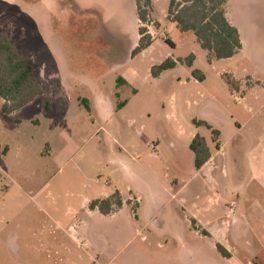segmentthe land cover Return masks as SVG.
Returning a JSON list of instances; mask_svg holds the SVG:
<instances>
[{"label":"rangeland","instance_id":"obj_1","mask_svg":"<svg viewBox=\"0 0 264 264\" xmlns=\"http://www.w3.org/2000/svg\"><path fill=\"white\" fill-rule=\"evenodd\" d=\"M168 5L169 0H152L150 20L142 24L134 0H0V32L28 54L35 76L48 90L11 115L1 112L0 100V264H50L37 242L50 247L52 241L45 233L33 237L37 228H45L36 227L44 215L27 196L49 180L47 191L59 196L67 191L98 196L115 187L123 192L130 187L148 204L152 188L157 190L155 180L161 187L166 175L171 179L178 174L188 188L183 210L171 205L168 227H185L188 210L192 204L202 206L204 197L198 196L206 192L200 178L193 177L189 143L200 134L215 148L210 131L194 126V119L220 132L229 175L222 185L231 189L223 194L218 213L207 219L231 222L225 207L234 201L235 218L250 214L253 226L264 233V0H228L226 13L239 30L242 49L211 64L194 35L179 32L168 21ZM144 25L153 45L131 59L140 39L138 29ZM190 54L195 56L193 69L204 75L202 82L178 63ZM167 59L177 67L152 77L151 68ZM223 74L241 81V88L230 92ZM119 76L131 87L117 88ZM123 101L126 105L117 110ZM47 103L49 117L44 120ZM33 119L40 125L31 124ZM44 142L51 152L40 158L34 152ZM6 145L11 151L4 157ZM16 148L20 149L14 152ZM237 157L243 158L242 167ZM241 176L242 189L236 181ZM110 181L113 185L105 184ZM160 192L170 204V196ZM108 228L90 227L89 234ZM125 240L129 242L119 261L142 264L147 254L160 256L156 237L149 252L128 229L112 244L119 248ZM174 248L170 242L165 254L174 256ZM77 251L83 257L80 264H89L86 254Z\"/></svg>","mask_w":264,"mask_h":264},{"label":"crops","instance_id":"obj_2","mask_svg":"<svg viewBox=\"0 0 264 264\" xmlns=\"http://www.w3.org/2000/svg\"><path fill=\"white\" fill-rule=\"evenodd\" d=\"M171 24L174 25L173 23ZM133 42L131 43L135 46ZM152 45L140 54L149 52ZM131 52L128 56L129 58ZM94 77L92 76V78ZM118 78L126 82L124 87H131L129 81L120 76ZM239 82L241 88V81ZM133 91L135 92V90ZM48 117L49 110L45 113L44 108L42 118L45 120ZM16 122L20 123V120L17 119ZM29 122L33 125H40L38 119H33ZM207 144L211 151L210 160L199 171L196 169L193 171L194 179L200 178L201 185L206 190L202 196H198L199 199L204 197V203L202 206L191 205L190 210L187 212V219L184 218L185 227H168L171 219V205L174 204L181 207L184 204L185 200L183 197L188 188L187 184H184L183 181L180 182L178 174L171 179L166 175L161 181L162 188L157 184L158 180L156 179L157 190L152 188L154 192L149 197L148 204L143 202L144 198L141 194L134 193L130 187L125 192L115 187L110 193L99 192L98 196H90L84 191H67L64 195L59 196L47 191L49 180L42 188L27 195L35 209L44 215V222L36 227H45V230L37 228L33 237H42L43 233H45L47 239L52 241L50 247L38 241V250L40 248L45 249L46 261H50V264L82 263V255H80L79 251L77 253L74 250H80L85 253L89 264H100V261H103V264H130V261H125V259L119 261L118 259L119 254L126 249L129 240L128 242L126 240L123 241L119 248L117 246L114 247L115 244H112L116 241L118 234L123 236L124 231L128 229L131 230L135 237L140 238L141 245L148 252L151 250V239L153 237L160 241L157 243L160 256L156 257L147 254L145 258L142 257V264H264V233H261L260 227L258 229V227L253 226L250 214L242 213L240 214V219L235 218L238 211L236 202L232 201L225 207L231 222L222 218L217 222L207 219L208 214L213 216V214L216 215L218 213L219 207L224 201L223 194L230 193L229 190H231L222 185L229 178L223 162V158L226 156L224 146L220 142V150H216L210 143L207 142ZM3 148V154L6 157L11 149L8 145ZM19 149L16 148L14 152ZM49 152H51L50 145L44 142L37 147L34 153L38 154L40 158H46L49 156ZM191 154L194 162V155L192 152ZM216 157V164H214L213 168H210L209 164ZM237 158L235 159L237 166L242 167L244 160L241 162V159L243 158ZM247 158H249V154ZM241 177V179L238 178L239 181H236L238 188L242 189L241 180L244 179V176ZM255 177L257 176H252V180L257 182L258 179ZM105 184L113 185L111 181ZM116 191L120 194L122 200V207L119 210L105 216L97 209L91 210L89 208L91 202L108 198ZM160 191H164L170 196V204L162 200L163 194L161 199ZM144 210L146 213H144ZM181 210H183L182 207ZM237 223H239L240 227H236ZM90 227L109 228L108 230L100 229L91 236L89 234ZM110 227H113L112 230ZM170 242L177 247V249L174 248L173 254L176 253L174 256L165 254ZM217 245L224 249L227 257H223L218 252ZM88 248L93 251V254H90ZM30 259L32 262L33 258L31 257ZM210 259H214V262L210 261ZM35 264L37 263L35 262Z\"/></svg>","mask_w":264,"mask_h":264},{"label":"trees","instance_id":"obj_3","mask_svg":"<svg viewBox=\"0 0 264 264\" xmlns=\"http://www.w3.org/2000/svg\"><path fill=\"white\" fill-rule=\"evenodd\" d=\"M136 6V16L139 23L149 22L153 9L152 0H134ZM228 0H169L167 19L173 23L181 33H191L194 35L198 46L208 54L207 62L230 59L241 49L242 43L238 29L228 20L226 4ZM140 39L138 45L132 50L131 56L135 57L153 44V39L145 28H139ZM171 47L174 45L167 40ZM195 56L190 54L178 61L191 69V75L195 80L202 82L204 75L197 69H193ZM177 63L167 59L159 65L153 66L150 70L152 77L158 78L162 73L173 70ZM222 79L228 86L230 92L238 91L240 82L231 75L223 74ZM126 86V82L118 78L117 88ZM48 90L41 86V82L34 74L28 54L20 50L10 36L5 32H0V100L3 101L1 112L12 114L33 102L42 93ZM82 104L89 112L86 100ZM126 101L117 105V110L124 107ZM49 110V105H45V113ZM196 127H203L210 131L211 140L216 150H220V132L214 129L205 121L192 120ZM189 150L194 155V168L199 171L211 158V151L206 139L200 134H196L189 144ZM122 207L120 194L116 191L110 197L95 200L90 203L91 210L97 209L102 215H109ZM218 252L227 257L224 249L217 245Z\"/></svg>","mask_w":264,"mask_h":264},{"label":"built area","instance_id":"obj_4","mask_svg":"<svg viewBox=\"0 0 264 264\" xmlns=\"http://www.w3.org/2000/svg\"><path fill=\"white\" fill-rule=\"evenodd\" d=\"M148 23V22H147ZM145 29H147V34L150 35V33L148 32V28H147V25H144ZM151 36V35H150ZM152 38V37H151Z\"/></svg>","mask_w":264,"mask_h":264}]
</instances>
